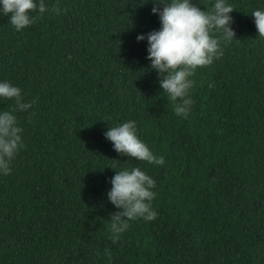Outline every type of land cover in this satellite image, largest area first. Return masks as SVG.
<instances>
[{
	"label": "trees",
	"instance_id": "trees-1",
	"mask_svg": "<svg viewBox=\"0 0 264 264\" xmlns=\"http://www.w3.org/2000/svg\"><path fill=\"white\" fill-rule=\"evenodd\" d=\"M44 2L19 31L0 13V82L36 101L16 113L25 147L0 173V264H264V38L251 15L264 0H226L236 35L190 77L187 118L136 39L160 28L152 3ZM13 106L0 98V112ZM127 120L163 165L114 150L104 132ZM133 167L156 181L158 215L113 243L110 178Z\"/></svg>",
	"mask_w": 264,
	"mask_h": 264
},
{
	"label": "clouds",
	"instance_id": "clouds-1",
	"mask_svg": "<svg viewBox=\"0 0 264 264\" xmlns=\"http://www.w3.org/2000/svg\"><path fill=\"white\" fill-rule=\"evenodd\" d=\"M149 2L153 4L151 12L159 16L160 28L138 34L136 39L147 40L146 59L150 61L149 67L158 73L160 89L168 94L174 112L187 118L194 103L189 94L194 83L190 77L197 67L209 66L223 55L221 41L230 42L235 38L231 27L234 20L230 15L235 8L226 0H215L209 11L201 9L191 0H170L167 3L165 0H143L140 4ZM48 10L44 0H38V3L36 0H0V13L9 16L17 31L35 23ZM51 11L60 14L62 10L57 4L52 6ZM31 12H38L39 15L32 16ZM251 15L257 33L264 38V11L254 10ZM214 31H222V36L213 35ZM0 98L14 101L11 110L0 112V173L9 175L12 161L25 147L23 128L16 113L27 111L36 101L26 102L21 89L8 81L0 82ZM104 136L121 155L148 164L165 163L163 156L155 155L138 137L134 120L110 126ZM110 183L107 199L117 210L109 215L108 230L112 242L117 243L121 234L129 228L130 221L141 218L153 221L157 218L158 214L152 207L156 181L141 168L133 167L116 170Z\"/></svg>",
	"mask_w": 264,
	"mask_h": 264
}]
</instances>
